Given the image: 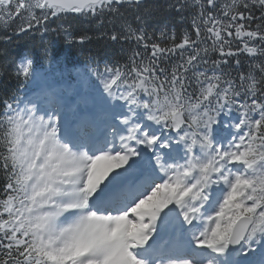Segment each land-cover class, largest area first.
Masks as SVG:
<instances>
[{
    "label": "snow or ice",
    "instance_id": "snow-or-ice-1",
    "mask_svg": "<svg viewBox=\"0 0 264 264\" xmlns=\"http://www.w3.org/2000/svg\"><path fill=\"white\" fill-rule=\"evenodd\" d=\"M0 264H264V0H0Z\"/></svg>",
    "mask_w": 264,
    "mask_h": 264
},
{
    "label": "trees",
    "instance_id": "trees-1",
    "mask_svg": "<svg viewBox=\"0 0 264 264\" xmlns=\"http://www.w3.org/2000/svg\"><path fill=\"white\" fill-rule=\"evenodd\" d=\"M93 51H99L98 48L94 47ZM57 53H58V59L66 65V70L63 71V74H61L60 71L59 75H61L62 77L66 76L69 77V73H73L75 72V66H78L79 62L83 60L84 56L87 54V51H85L84 53L79 52L76 49H67L65 48V46L61 43L60 45L57 46ZM74 80V79H72Z\"/></svg>",
    "mask_w": 264,
    "mask_h": 264
}]
</instances>
